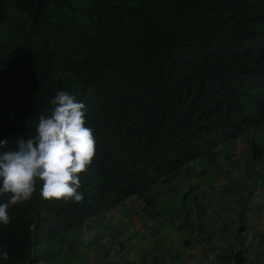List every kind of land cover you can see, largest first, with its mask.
Segmentation results:
<instances>
[{"label": "trees", "instance_id": "trees-1", "mask_svg": "<svg viewBox=\"0 0 264 264\" xmlns=\"http://www.w3.org/2000/svg\"><path fill=\"white\" fill-rule=\"evenodd\" d=\"M58 91L85 104L96 139L93 163L81 176L84 199L44 201L38 182L30 201L9 207L10 224H0V254H9L0 264H71L83 226L130 197L150 218L160 217L147 209L158 186L264 124V0H0L5 150L35 136ZM250 153L261 160L264 150L254 142ZM8 199L0 196V203ZM192 202L197 215H177L183 224L175 239L184 250L201 238L205 211L197 196ZM245 214L236 220V240L223 246L215 232L206 237V264H259L264 236L248 257L254 216ZM116 234L122 247L123 234ZM57 242L66 251L53 249Z\"/></svg>", "mask_w": 264, "mask_h": 264}, {"label": "rangeland", "instance_id": "rangeland-1", "mask_svg": "<svg viewBox=\"0 0 264 264\" xmlns=\"http://www.w3.org/2000/svg\"><path fill=\"white\" fill-rule=\"evenodd\" d=\"M235 140L236 144L230 141L220 145L215 155L224 156L226 152L233 153L237 145L239 155L243 158L232 156L229 160H223L222 164L212 156L198 158L172 175L166 184L156 188L155 193L152 194L153 202L147 209L149 212L159 211L160 217L152 220L141 210V201L132 197L114 209L100 214L95 221V218L89 220L90 227L83 226L81 233L75 238L74 248L77 249V253L71 255L70 263L206 264L212 262L202 258V243L207 242L204 240L205 237L215 232L217 234L214 233L212 236L217 237L218 243H222L223 246L236 240L235 212L239 204L249 198L261 203L258 211L249 212V209H246L245 214L248 218L250 214L257 213L248 228L251 237H246L248 239L246 244L248 246L250 244L252 250L248 252V257L255 258L254 248L259 244L260 237L264 236V153L263 158L255 162L247 156L251 155L248 146L254 142L261 145L264 150V124L249 126ZM227 165H230L231 169ZM224 168L229 172H224ZM194 196L199 198L202 210L205 211L200 234L203 239L186 251L180 245V241L175 239V237L179 238L178 232L181 230L179 224L182 222L177 215L185 209H190L192 217L197 215L192 202ZM91 228L94 232L90 231ZM117 230L123 236L127 233L126 239L123 236L121 238V241H125L122 247L117 246L119 240ZM133 231H140L142 235L137 233L135 235ZM164 234L173 238L167 241L159 240V236ZM72 236L66 237L65 242H70ZM61 243L57 242L53 249L60 247L66 251V244L60 246ZM263 248L261 250H264ZM261 250H257L259 255L257 259L260 261L259 264H264ZM177 253L180 255L179 259L175 258Z\"/></svg>", "mask_w": 264, "mask_h": 264}, {"label": "clouds", "instance_id": "clouds-1", "mask_svg": "<svg viewBox=\"0 0 264 264\" xmlns=\"http://www.w3.org/2000/svg\"><path fill=\"white\" fill-rule=\"evenodd\" d=\"M51 104L50 114L39 116L33 138L18 140L11 150H5L7 139L0 141V196L9 194L8 201L0 203V224H10L9 207L30 201L38 182L44 201L79 203L84 199L79 191L81 176L96 155L93 130L86 126L85 104L67 91H58ZM214 160H218L215 155ZM141 210L145 212L142 201ZM0 256L9 259L6 251Z\"/></svg>", "mask_w": 264, "mask_h": 264}, {"label": "crops", "instance_id": "crops-1", "mask_svg": "<svg viewBox=\"0 0 264 264\" xmlns=\"http://www.w3.org/2000/svg\"><path fill=\"white\" fill-rule=\"evenodd\" d=\"M234 144H236V140H234V141H232ZM219 149V148H218ZM239 148H238V146L237 145H235V149H234V152L233 153H229V152H226L225 153V155L224 156H222V155H215L216 157H217V159L219 160V162H220V164H222L223 163V160H229V159H231V157L232 156H234V157H237V158H243V156H241V155H239V150H238ZM250 149H251V144H249V146H248V152H249V154H251L250 153ZM217 153H218V151H217ZM248 158H251V160H253L252 159V156L251 155H248L247 156ZM253 162H255V160H253ZM228 166V168L229 169H231L229 166L230 165H227ZM237 169V168H236ZM224 170V172H229L228 170H227V168H224L223 169ZM248 171V170H247ZM248 172H250V171H248ZM229 176H230V174H229ZM255 194H257V192L255 193ZM255 196V195H254ZM261 206V203H260V201H256V199H254V198H249L248 200H246V201H244V202H242V203H240L239 204V206L237 207V209H236V212H235V214H236V218L235 219H237L238 220V217H239V214H240V211L243 209L244 210V212L246 211V209H249L248 211L249 212H251L252 210H255V211H258L257 209L259 208ZM231 207V206H230ZM257 213H252V214H250V217L251 216H255ZM208 236V235H207ZM206 236V237H207ZM205 237V238H206ZM246 237L247 238H249V237H251L250 235H249V233L247 232V234H246ZM200 239H203V238H200ZM205 240V239H204ZM206 241V240H205ZM205 243H207V242H205ZM187 251V250H186ZM180 255H178V253L175 255V258H180L179 257Z\"/></svg>", "mask_w": 264, "mask_h": 264}]
</instances>
